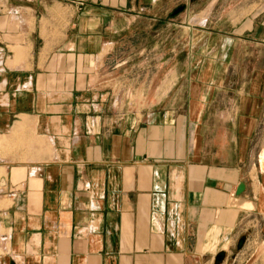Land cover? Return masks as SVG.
<instances>
[{"label": "crops", "instance_id": "crops-1", "mask_svg": "<svg viewBox=\"0 0 264 264\" xmlns=\"http://www.w3.org/2000/svg\"><path fill=\"white\" fill-rule=\"evenodd\" d=\"M194 1L0 0V264H240L258 240L264 11Z\"/></svg>", "mask_w": 264, "mask_h": 264}, {"label": "rangeland", "instance_id": "rangeland-1", "mask_svg": "<svg viewBox=\"0 0 264 264\" xmlns=\"http://www.w3.org/2000/svg\"><path fill=\"white\" fill-rule=\"evenodd\" d=\"M192 4L195 2L191 0ZM212 5L216 1H211ZM220 7H225L228 12L234 11L235 9L241 10V14H257L264 11V0H221L219 2ZM185 6V5H184ZM264 17V16H263ZM262 19V18H261ZM262 135L257 139L255 144V168L253 177L257 181V177H264V129H262ZM259 188L261 186L258 184ZM262 197L264 200V184L262 186ZM260 222L258 226V240L254 241L252 245H248L244 254L239 257L238 263L240 264H264V207L260 208ZM242 245H240L241 247ZM235 249L233 255L229 257V262H233L235 255L237 254ZM218 264H221L218 262Z\"/></svg>", "mask_w": 264, "mask_h": 264}, {"label": "water", "instance_id": "water-1", "mask_svg": "<svg viewBox=\"0 0 264 264\" xmlns=\"http://www.w3.org/2000/svg\"><path fill=\"white\" fill-rule=\"evenodd\" d=\"M185 9H186V6H184V5L179 6V7L176 8L175 11L172 13V16H173V17H176V16L182 14V13L185 11ZM245 188H246L245 185H244V184H241V185L239 186V188H238L237 195H238V196L242 195V194L244 193V191H245Z\"/></svg>", "mask_w": 264, "mask_h": 264}, {"label": "bare ground", "instance_id": "bare-ground-1", "mask_svg": "<svg viewBox=\"0 0 264 264\" xmlns=\"http://www.w3.org/2000/svg\"><path fill=\"white\" fill-rule=\"evenodd\" d=\"M263 160H264V158H263Z\"/></svg>", "mask_w": 264, "mask_h": 264}]
</instances>
